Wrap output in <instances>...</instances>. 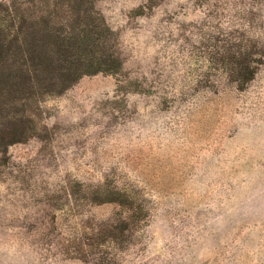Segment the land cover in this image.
Returning a JSON list of instances; mask_svg holds the SVG:
<instances>
[{
	"label": "rangeland",
	"instance_id": "rangeland-1",
	"mask_svg": "<svg viewBox=\"0 0 264 264\" xmlns=\"http://www.w3.org/2000/svg\"><path fill=\"white\" fill-rule=\"evenodd\" d=\"M0 264H264V0H0Z\"/></svg>",
	"mask_w": 264,
	"mask_h": 264
},
{
	"label": "trees",
	"instance_id": "trees-1",
	"mask_svg": "<svg viewBox=\"0 0 264 264\" xmlns=\"http://www.w3.org/2000/svg\"><path fill=\"white\" fill-rule=\"evenodd\" d=\"M104 70H106V69H104ZM81 74V73H80ZM77 76H79V73L78 74H76ZM73 78V77H72ZM72 78H70V80H68V82H71L73 79ZM75 78V77H74Z\"/></svg>",
	"mask_w": 264,
	"mask_h": 264
}]
</instances>
